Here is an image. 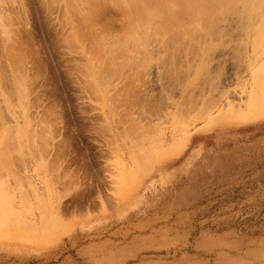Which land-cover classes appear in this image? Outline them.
<instances>
[{"label": "rangeland", "instance_id": "obj_1", "mask_svg": "<svg viewBox=\"0 0 264 264\" xmlns=\"http://www.w3.org/2000/svg\"><path fill=\"white\" fill-rule=\"evenodd\" d=\"M78 1L0 0V264H264V7Z\"/></svg>", "mask_w": 264, "mask_h": 264}, {"label": "bare ground", "instance_id": "obj_2", "mask_svg": "<svg viewBox=\"0 0 264 264\" xmlns=\"http://www.w3.org/2000/svg\"><path fill=\"white\" fill-rule=\"evenodd\" d=\"M78 1V0H77ZM91 1L92 0H90V1H87V0H85V2H90L89 4H90V6H91ZM94 1V0H93ZM123 1H125L126 3H128L129 5H127L126 7H129V6H131V7H129V11H130V8L131 9H133V8H137L136 9V11H139L138 9H140V10H143L142 12H144V14L143 15H145L144 17H145V20H142V23H141V25H143V26H147L148 25V22H150V21H147L146 20V18L149 20V18H151L152 16L154 17V16H159V18L158 17H154L155 19H156V21L157 20H159L160 18V20L162 21L164 18H166L167 17V15L170 17V16H172L171 14H168V11L167 12H164L165 10H168V7H170V2L167 0V1H165V0H163L162 2H164L165 1V3H160V5L162 6V8H160V5H159V2H157L155 5H159L158 7L160 8H158V7H155V5H150V3H154V2H156L157 0H122V4H125L126 5V3L125 2H123ZM170 1H172V0H170ZM180 2H184L183 4H185L184 5V11L186 10V11H191L193 14V16H195V15H202V16H204V15H206L207 17V21H208V18L210 19V18H212V16H214V15H216V14H212V12L213 11H211V14H212V16H211V14H210V10H212V8H214V7H212L211 6V9H209L210 7H209V2L211 1V0H179ZM178 1V2H179ZM216 3L218 2V4H220V7H222L224 10L226 9V8H228V7H232L233 5H235V4H240V3H237V2H242L243 4H245L244 6L246 7V5H250L248 8L250 9V10H254L255 8H259V9H261L262 7H264L263 5H264V0H214ZM78 2H81V1H78ZM85 2L82 0V2L80 3L81 4V7H83L82 5H84L85 4ZM116 2H119V3H121V0H118V1H116ZM173 2H177V1H173ZM173 2H171L172 4H171V7H174L173 5L175 4V3H173ZM88 3H86V4H88ZM149 3V4H148ZM214 3V2H213ZM212 2H211V4H213ZM242 3L240 4L241 6H242ZM85 4V5H86ZM94 4V3H93ZM179 4V3H178ZM218 4H215V8H217V5ZM80 6V5H79ZM168 6V7H167ZM183 6V5H182ZM243 6V7H244ZM80 7V8H81ZM87 7V6H86ZM89 7V6H88ZM87 7V8H88ZM93 7V6H92ZM169 8V10H173V8ZM234 7V6H233ZM261 7V8H260ZM80 8H78L79 9V11H81L80 10ZM90 8V9H89ZM88 9L89 10H91V7H89ZM248 8H246V9H248ZM77 9V8H76ZM87 9V10H88ZM175 9V8H174ZM217 9H219V8H217ZM217 9H216V11H217ZM232 9V8H231ZM262 9H264V8H262ZM84 11H85V9H83ZM82 10V11H83ZM180 10H182V9H180ZM179 10V11H180ZM214 10V9H213ZM227 11H228V9H226ZM230 10V9H229ZM250 10H247L248 11V13L250 12ZM81 11V12H82ZM178 10H176L175 9V12H177ZM220 11H221V9H220ZM243 11H244V8H243ZM246 11V10H245ZM85 12H87V11H85ZM131 12V11H130ZM135 12V11H134ZM140 12V11H139ZM141 12V13H142ZM172 12V11H171ZM219 12V11H218ZM229 12V11H228ZM257 12V11H256ZM165 13H167V14H165ZM173 13V12H172ZM179 13V12H178ZM183 13V12H182ZM215 13V12H214ZM222 13V12H221ZM258 13V12H257ZM257 13H255V15L257 16ZM263 13H264V11H263ZM84 14V13H83ZM137 13H135V15H136ZM164 14H165V16H164ZM175 14V13H174ZM174 14H173V17L171 18V20L170 19H168V18H166V20L168 19V22L166 23L165 22V24L167 25H165V24H160L161 25V30H159V32L160 31H162L163 33L166 31L167 33V35H168V31H169V33L171 32V34H173L174 35V33H172V31H173V29H172V31H171V27L172 28H177V30L182 26L181 25V23H182V20L180 19V17L178 18V16H174ZM187 14V13H186ZM243 14V13H242ZM162 15L164 16L163 18H162ZM177 15V14H176ZM191 15V14H190ZM264 15V14H263ZM83 16H85V15H83ZM181 16V15H180ZM245 16H246V13H245ZM253 16V15H252ZM192 17V16H191ZM247 17V16H246ZM195 17H193V19H192V21H194L195 19H194ZM137 19L138 18H136L135 20H136V22H138L137 21ZM153 18H151V20H152ZM155 19H153L154 21H155ZM134 21V20H133ZM202 21V20H201ZM204 21H206V20H204ZM132 22V21H131ZM135 22V21H134ZM132 23L133 25L136 23ZM158 22V21H157ZM163 22H164V20H163ZM194 22H196V21H194ZM209 22H212L211 20H209ZM152 23V22H151ZM197 23V22H196ZM11 24V23H10ZM9 24V25H10ZM131 24V25H132ZM157 24V23H156ZM156 24L155 25H153V26H156ZM133 25H132V27H133ZM139 24H137L136 23V26H138ZM152 25V24H151ZM162 25H165V26H163L162 27ZM11 26V25H10ZM168 26H171L170 27V30H169V28H168ZM140 27V26H139ZM139 27H138V30H139ZM158 27H159V25H158ZM167 28V30H166V28ZM134 29H135V25H134V27H133ZM154 28V27H153ZM162 28H163V30H164V28H165V31H163L162 30ZM196 28V27H195ZM133 29V30H134ZM159 29V28H158ZM157 29V30H158ZM77 30V29H76ZM75 30V32H77ZM133 30H131V32L133 31ZM154 30V29H153ZM176 32H177V30L176 29H174ZM135 31V30H134ZM142 31V30H141ZM140 31V32H141ZM178 31H180L181 32V30H178ZM157 32V31H156ZM174 32V31H173ZM175 32V33H176ZM179 32V33H180ZM178 33V32H177ZM178 33V34H179ZM133 34V33H132ZM136 34V33H135ZM141 34V33H140ZM160 34H161V32H160ZM75 35H77L76 33H75ZM131 35V34H130ZM134 36V35H133ZM137 36H140L141 37V35H137ZM132 37V36H131ZM135 37V36H134ZM143 37H144V35L142 36V39L141 40H143ZM133 38V37H132ZM139 38V37H138ZM145 38V37H144ZM136 40V39H135ZM136 43H138V41H135ZM107 47H108V45H107ZM110 48L108 47V50H109ZM106 50H107V48H106ZM105 51V50H104ZM109 52V51H108ZM105 53V52H104ZM101 54H102V51H101ZM96 55H97V53H96ZM98 55H100L99 53H98ZM93 61V60H92ZM91 63H93V62H91ZM94 65V64H93ZM220 106V105H219ZM230 106V107H229ZM222 107V106H221ZM220 107V108H221ZM224 107H225V105H224ZM227 109L225 110H222V111H220V113L218 114V115H213L214 114V111L212 110V111H206V112H208L209 113V115L207 116L208 118L206 119L207 120V122L203 125V126H201L200 127V129L201 130H205V131H209V130H212V128L213 127H215V125L216 124H218V123H222V122H227V121H233V120H236V121H240V122H251V121H256V120H259V119H262V118H264V89H262V88H257V89H254V90H252L251 91V93H250V97L247 99V101H246V103H240L238 106H237V108H233V107H231V105H229V103H228V106L226 107ZM221 109H223V108H221ZM2 119V118H1ZM234 123V122H233ZM3 125V124H2ZM1 130H5V127H4V129L1 127V129H0V131ZM6 132V131H5ZM3 134V132L1 131L0 132V134ZM188 136V135H187ZM186 136V137H187ZM4 137V136H3ZM189 137V136H188ZM5 138H3V140H4ZM3 140L2 141H0V143L1 142H3ZM187 140V139H186ZM4 143V142H3ZM2 144V143H1ZM184 144H185V141H182V139L180 140V142H179V145L174 149V150H172L171 151V154H169V155H167V156H173V155H176V154H178L179 153V151H181V149H182V147L184 146ZM1 146V145H0ZM163 148V144H161V145H159L154 151H152V152H154L153 153V157H152V159H154L153 161H151V162H153V164H156V161H157V159H158V157H157V152L158 151H160V149H162ZM167 156H163L162 157V159H165ZM168 158V157H167ZM2 185V182H1V184H0V186ZM3 187V186H2ZM1 187V188H2ZM2 194V196L4 195L5 197H6V195L5 194H3V193H1ZM1 196V197H2ZM25 199V198H24ZM3 200H5V199H3ZM2 200V201H3ZM29 200V199H28ZM2 201H0V203L2 202ZM13 201V200H12ZM26 201V200H25ZM7 202V201H6ZM45 202V201H44ZM8 203V202H7ZM6 203V204H7ZM25 203V202H24ZM31 203H32V201H31ZM46 203H48L47 201H46ZM9 204V203H8ZM8 204H7V207H9L8 206ZM27 204H30V203H27ZM25 205V204H24ZM31 205V204H30ZM48 205V204H47ZM47 205H45V207L47 206ZM29 205H27L26 207H28ZM32 206L33 205H31V206H29L30 208H32ZM43 206H44V204H43ZM42 206V207H43ZM2 207V208H1ZM1 211L2 212H0V225L2 226V228H4V227H9V226H11V223L12 224H14V221H19L20 220V218H21V220L22 221H24L23 220V218L22 217H19V216H17V213H16V215L14 214L15 212H14V210H12V212H13V214L15 215H13V217H11L10 218V216H12V214H10L11 213V210H9V209H7L8 211L7 212H10L9 214H7V212H5L4 211V207H3V205H1ZM11 207V206H10ZM26 207H25V209H26ZM28 207V208H29ZM45 207L43 208L44 210H46L45 209ZM47 208V207H46ZM48 208H49V206H48ZM3 209V210H2ZM35 209V208H34ZM43 209H41V210H43ZM27 211L28 210H30V209H26ZM5 213H4V212ZM32 213L33 212V208H32V210L31 211H29V213ZM46 212V211H45ZM44 212V213H45ZM24 214V213H23ZM25 216V215H24ZM13 218V219H12ZM19 219V220H18ZM19 223H24V222H19ZM27 223V222H26ZM9 224V225H8ZM25 224V223H24ZM23 224V225H24ZM28 224V223H27ZM6 225H8V226H6ZM45 228H41V230L42 231H46V229H48V230H50L51 228H52V226L51 225H47V226H45V225H43ZM41 227H42V225H41ZM5 229V228H4ZM7 229V228H6Z\"/></svg>", "mask_w": 264, "mask_h": 264}]
</instances>
